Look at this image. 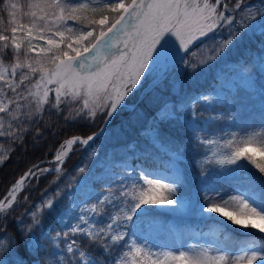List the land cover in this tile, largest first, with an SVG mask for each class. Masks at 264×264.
<instances>
[{"label": "snow or ice", "instance_id": "obj_1", "mask_svg": "<svg viewBox=\"0 0 264 264\" xmlns=\"http://www.w3.org/2000/svg\"><path fill=\"white\" fill-rule=\"evenodd\" d=\"M246 42L255 44V52L247 51L264 72V0H0V138L23 144L30 125L52 110L81 126V134L59 144L49 161L54 168L33 164L0 194V264H45L46 244L54 245L48 254L57 258L56 264H264V235L240 241L235 252L218 239L182 250H153L147 243L159 223L155 209L192 211L217 221L223 217L243 230L264 234V123L251 133H231L220 153V142L201 135L204 129L193 119L200 110L197 105L211 104L213 97L183 91L185 74L195 79L226 63L229 53ZM148 80L153 110L146 115L133 109L137 136L144 143L133 158L148 159L153 150L168 152L175 143L170 129L179 124L202 156L196 162L202 179L195 200L178 195L184 184L177 163L181 149L169 152L164 167L170 172L160 174L127 162L135 141L121 145L120 163L108 154L94 165L105 173L123 167L124 175L114 184L95 192L84 175L90 169L81 166L76 170L81 178L68 185L74 191L61 190L57 182L75 146L87 148L98 138L119 141L123 130L109 131L110 122ZM97 121L101 127L92 130ZM12 150L0 143V165ZM214 165L230 166L226 174L251 166L259 175L245 177L242 190L227 194L204 175ZM52 172L56 175L50 185L56 184V190L48 194L46 188L40 202L25 209L29 219L19 221L23 227L8 223L30 199L21 193ZM81 196L85 198L78 202ZM57 220L63 227L50 235L49 221ZM84 240L100 248L104 259L83 248Z\"/></svg>", "mask_w": 264, "mask_h": 264}, {"label": "rangeland", "instance_id": "obj_2", "mask_svg": "<svg viewBox=\"0 0 264 264\" xmlns=\"http://www.w3.org/2000/svg\"><path fill=\"white\" fill-rule=\"evenodd\" d=\"M256 2L257 0L251 3ZM88 15L92 14L89 12ZM96 18H98V16ZM219 35H224V33H218L217 36ZM256 42L258 43V40ZM34 43L43 45V41H36ZM197 43L199 44L202 42ZM248 48H252L253 52H255V44L246 42L229 53L226 63H220L215 67L205 70L195 79H188L186 74L182 77L183 91L185 94L193 97L207 94L213 97V102L211 104H204V102L201 101L200 105H203V107L201 108L200 105H197V108L200 110L193 119H197L200 126L204 129L201 135H208L209 138L217 139L220 142L219 146H216V150L220 153L225 152L223 144L224 141L231 138V133L237 132L241 135L251 133L255 130H259L261 124L264 123V114L260 113L258 117L259 119L256 118V120L258 119L257 122H260V125H256L255 129L250 128L248 124H243V121L248 114H253V111L258 112L261 109H264V97L261 95V88L264 87V72H261L256 66H254L252 58L247 51ZM5 64L9 63L5 62ZM179 67L182 68L183 66L181 65ZM249 77L250 80L248 79ZM150 83V80L145 81L143 87L128 99V107L119 111L117 113L118 116L111 120L109 131H112L113 129L123 130V136L119 141L98 138L91 142L87 148L76 149L79 153L78 158L72 167L66 171L64 176L57 182L61 190L74 191V187L69 189L68 185L71 183L75 186L76 181L81 178L76 171L77 168L81 166H86L90 169V172H87L84 175L89 177V185L95 190V192L99 193L103 191L108 184H114L116 180L124 175L125 169L123 167L116 166L113 167L110 172L105 173L99 166L94 165L97 160L103 159L108 154H112L111 159L117 164L120 163L121 157L124 156V152L121 150V145L135 141L136 147L129 150L127 153V162L129 164L143 166L149 170H155L160 174L170 172L169 169L164 167V162L169 159V152L176 151L178 148L181 149L183 153L182 159L177 163L179 168L183 171L184 184L181 189L178 190V195L181 199L189 202L195 200L197 187L200 185L202 179L199 175L200 167L196 162L202 160V156L199 154V150L193 149L192 142L188 139V136L184 131L180 129L179 124L174 125L170 129L175 143L169 146V151L153 150V155L146 159L154 162L158 161L160 163H158L159 166L162 164L160 169H152L151 165H147L143 162V157L140 159L133 158V154H139L144 148V143L137 136L135 129V116L133 114V109H136V111H143L146 115L153 110L149 105V97L151 95ZM218 95L219 98L217 99ZM139 98V102L134 107L133 105ZM215 107L221 108V110L214 112L213 109ZM180 115L185 117L187 113H180ZM175 128L178 129L176 132L177 134L173 133L174 131L172 129ZM0 143L4 144L5 148H9L4 138H0ZM91 151L97 152L98 155L91 156ZM54 166V164H50L48 167L54 168ZM210 167L213 171L211 173H205L204 175L212 183H216L219 178L226 176L240 177L241 179L259 175L258 173L252 175L249 166L247 169H244L237 174H226L227 169L230 166L221 168L219 165H214ZM52 173L55 174V172ZM29 187L30 185L28 188ZM56 187V184H51V187L47 189L48 194L54 192ZM238 189L242 190V188ZM223 191L227 194H233L234 192V190L228 191L224 188ZM211 195H214V193ZM202 196L203 195H201V197ZM83 198L85 197H78V202ZM40 200L41 196L34 203H39ZM60 203H65L63 197L61 198ZM154 211L163 214L164 217L163 219L162 217H158L159 223L157 227L147 236V243L153 247V250H176L178 248L182 250V246L186 247L191 244L207 245V243L212 242L216 238L215 236L217 234L214 233L221 232L224 227L228 225L223 217L220 218V221H217L215 218L204 219L198 213L192 211L179 212L171 209H155ZM24 216L29 218L26 214H24ZM203 220L207 221V228L206 230L204 229L203 231H200L199 227L196 226V222ZM56 222L57 226L55 227V231L54 233H50V235H55V232L60 231L63 227V225L59 224L58 220ZM221 222L223 223V226ZM254 222L260 223L259 220ZM193 225L194 227H192ZM236 227L239 228L238 234L240 237H251L250 235L252 234L264 235L251 228L243 230L238 226ZM137 238L140 239L141 243L145 242L142 238V234L138 233ZM238 247L239 245L233 249V252H235ZM45 249V264H56L57 258L48 254L49 251L54 250V245L46 244ZM96 259L103 260L104 257L101 255L96 257Z\"/></svg>", "mask_w": 264, "mask_h": 264}, {"label": "trees", "instance_id": "obj_3", "mask_svg": "<svg viewBox=\"0 0 264 264\" xmlns=\"http://www.w3.org/2000/svg\"><path fill=\"white\" fill-rule=\"evenodd\" d=\"M255 0H249V2H253ZM6 63H11V60H5ZM215 110V109H214ZM213 110V111H214ZM264 109L256 112L253 111V114L244 119L243 124H248L250 128H256L254 125L259 117V114L262 113ZM118 116V115H117ZM115 116V117H117ZM102 124V121H97V123L93 126L92 130H98ZM81 126L73 124L71 121H65L64 113L57 115L55 111H46L44 113L43 119L38 120L37 123L30 125V131L25 137V142L20 144L19 142L15 144H11L7 142L8 147L13 149L10 153L9 159H7L3 165H0V194H3L12 183H14L15 179H17L20 175L23 174L29 167L33 164L40 163L42 161H46L52 158L53 154L57 150L59 144L69 138L71 135L81 134L79 128ZM40 129L39 135H37L36 129ZM174 134H177V128L172 129ZM78 152L73 151L71 156L68 157L66 163L64 165L65 172L68 171L72 165L75 163L78 158ZM145 164H152V166H156L157 163H154L152 160L143 159ZM250 170L252 175H256L255 169L251 166ZM56 174L49 173L41 176L40 180L37 182L35 180L32 181L30 187L21 193V197L23 195H28L30 197L27 203H21L15 210V212L8 217V223H14L20 227L23 225L19 224V221L23 219L25 222L28 221L29 218L24 216L25 209L31 207V205L37 201L42 192L47 188L51 187L50 181L55 177ZM219 185H222L225 190L233 191L234 189L243 188L246 185L245 178H236L231 176H226L223 178H219L216 182ZM212 193H209L211 195ZM204 195L203 192L200 193V196ZM156 212V211H155ZM158 217H162L163 214L156 212ZM50 223V233H54L55 227L57 226V222L49 221ZM228 224V222L226 221ZM206 225H199V230H203ZM239 228L236 226H232L228 224L223 231H221L216 239H218L223 245L234 249L239 245L240 241L245 240H258V237L261 235L252 234L251 237H240L238 234ZM227 237V239H226ZM82 247L85 248L93 257L103 256L102 250L96 246H89L86 240L82 241ZM104 257V256H103Z\"/></svg>", "mask_w": 264, "mask_h": 264}, {"label": "water", "instance_id": "obj_4", "mask_svg": "<svg viewBox=\"0 0 264 264\" xmlns=\"http://www.w3.org/2000/svg\"><path fill=\"white\" fill-rule=\"evenodd\" d=\"M51 159H52V158H51ZM51 159H50V160H51ZM50 160L45 161V162H49ZM42 163H44V162H40V163H37V164L41 165Z\"/></svg>", "mask_w": 264, "mask_h": 264}, {"label": "bare ground", "instance_id": "obj_5", "mask_svg": "<svg viewBox=\"0 0 264 264\" xmlns=\"http://www.w3.org/2000/svg\"><path fill=\"white\" fill-rule=\"evenodd\" d=\"M196 92H198V91H196Z\"/></svg>", "mask_w": 264, "mask_h": 264}]
</instances>
